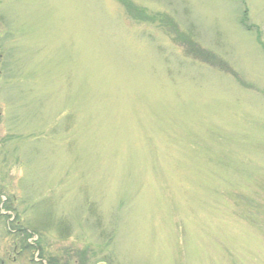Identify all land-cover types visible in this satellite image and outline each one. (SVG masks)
I'll use <instances>...</instances> for the list:
<instances>
[{"label":"rangeland","instance_id":"obj_1","mask_svg":"<svg viewBox=\"0 0 264 264\" xmlns=\"http://www.w3.org/2000/svg\"><path fill=\"white\" fill-rule=\"evenodd\" d=\"M129 2L0 0V264H264V0Z\"/></svg>","mask_w":264,"mask_h":264},{"label":"trees","instance_id":"obj_2","mask_svg":"<svg viewBox=\"0 0 264 264\" xmlns=\"http://www.w3.org/2000/svg\"><path fill=\"white\" fill-rule=\"evenodd\" d=\"M121 1L125 7L126 12L129 13V15L137 16V18L138 19L140 18V20H142L143 18L144 19L147 18V16H145L141 11H139L138 7L135 6L132 2H129V0H121ZM129 10L132 11L133 13H130ZM173 26H175V25L173 24ZM180 37H182V38H180ZM179 38L181 39V42L182 41L185 42V44L187 46V48H186V54L187 55L193 57L194 59L203 61L205 63H209L210 65H213L214 67L221 68V65L223 63L221 64L220 62H213L212 58H210V60L212 62H209V60L206 58L207 56L204 58L205 54H208V55L210 54L212 56H214V54H211V53H209V51L203 50L202 48H198L197 44H196V46L194 45V47H193V44L190 42V40L186 36H179ZM194 53H196V55ZM2 208L7 210L9 207L7 205L3 204ZM17 221H11L12 223L10 222L8 224L9 228L7 229V231L11 232L12 235H16V233L22 232L25 229L23 227H18ZM28 236H30V233H25V239L28 238ZM15 237H17V236H15ZM25 239H23V243H21V244H23V247L24 246L28 247L29 244L25 241Z\"/></svg>","mask_w":264,"mask_h":264}]
</instances>
